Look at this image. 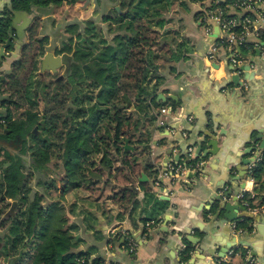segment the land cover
Returning a JSON list of instances; mask_svg holds the SVG:
<instances>
[{"label": "crops", "instance_id": "obj_1", "mask_svg": "<svg viewBox=\"0 0 264 264\" xmlns=\"http://www.w3.org/2000/svg\"><path fill=\"white\" fill-rule=\"evenodd\" d=\"M138 1L134 0V6ZM211 1L225 4L228 0H163L160 10L165 21L164 29L153 25L155 30H161V40L163 38L162 41L169 44L164 49L168 63L161 66V74L166 80L158 94L165 96L163 102L171 95L178 97V101H173L179 106L176 109L169 105L162 108L151 106L150 115L156 117L153 125H150L149 118H144L138 131H133L135 140H140L150 128L149 143L128 146L137 159L136 163L133 165L132 160L131 167L117 163L118 169L108 176L111 180L102 182L106 186L102 189L107 186L111 189L105 196L102 194L101 206H95L101 211H84L79 215L82 218L77 217L80 222L69 223L79 226L78 233H74L77 240H81L78 250L93 249V257L101 259L102 264H214L216 256H228L238 243L250 249L257 264H264V213L253 214L249 222L250 232L236 237L230 227L234 221L224 219V212L220 216L217 214L218 201L213 199L214 195L232 192L227 201L233 206L237 203L244 208L237 199L242 194L248 195L246 198L252 205L258 207L261 204L256 191L258 183L248 176L247 169L255 153L264 151L260 149L261 141L253 143L258 131H262L264 137V50H247L243 68L250 66V71L243 70L239 75L240 86L232 84L222 89L226 81L233 83L236 73L229 65L228 51L223 47L214 60L207 58L210 46L219 43L218 26L212 21L201 24L198 15ZM96 2L66 0L61 6L32 5L29 11L14 13L9 10L14 47L6 50V58L1 59L0 77L10 72L13 63L21 59L36 28L39 34L43 33L42 36L53 38L64 23L86 21L87 10L93 11ZM124 2L127 5L122 9ZM130 2L102 0L103 28L108 25L103 21L104 17L112 16L114 12L119 15L134 12L135 7L131 8ZM11 4L12 0H0V17ZM261 9L264 10V5ZM186 10L192 14V26L182 22ZM230 13L236 11L230 9ZM173 34H179L176 43L165 39ZM107 40L111 38L107 37ZM180 44H184L186 53L177 62L173 54ZM170 108L173 110L171 115L168 114ZM163 109L167 110L165 114L161 113ZM186 110L192 111V122L185 119ZM177 114L181 117L176 122ZM205 118L216 123L218 154L202 159L208 164L195 177H185L184 181L174 184L164 180L159 188H155L154 183L169 160H175L191 146L195 147V152L198 150L195 143L200 142L201 137H197V132L203 129ZM253 147L255 149L246 154ZM176 149L180 153H176ZM207 150H210L208 143L201 155ZM195 156L200 160L197 153ZM116 173L125 176L124 184L116 181ZM112 179L118 188L112 189ZM232 214L238 217L235 221L246 219L239 217L241 211L236 208ZM89 215L96 218L91 220L94 229H87L86 217ZM124 232L130 233L137 242L134 254L126 247ZM4 260L1 257L0 264ZM241 263L240 254L232 258V264Z\"/></svg>", "mask_w": 264, "mask_h": 264}, {"label": "trees", "instance_id": "obj_2", "mask_svg": "<svg viewBox=\"0 0 264 264\" xmlns=\"http://www.w3.org/2000/svg\"><path fill=\"white\" fill-rule=\"evenodd\" d=\"M64 1L66 0H12L11 8H7L4 13L6 19H0V45L5 44L9 38L12 13L19 10L29 11L32 5L61 6ZM111 1L114 3L115 0ZM233 2L235 0H228L221 6ZM163 3V0H139L134 6V0H131L129 5L131 8L135 7L134 12L123 15L114 12L112 16L104 17L103 21L108 23L106 28L97 26L92 20L78 23L79 43L73 53L74 64L67 71L68 75L58 77L51 84L58 91L66 90L70 99L64 97L58 103L57 97L49 98L50 92L46 90L50 86L44 84L40 74L37 80L25 88V98L29 100V106L19 118H15L10 106L16 102L9 99L6 101L2 97L0 87V203L10 206L9 202L14 201L15 207L18 206V212L8 219L11 222L9 225L6 219L0 218L1 228H7L3 239L0 237V243H3L0 258L3 257L9 264L25 263L29 253L23 252V249L30 242L34 252L28 264H102L101 259L93 257V249L78 250L81 240H77V234L74 233H78L79 226L69 224L65 206L57 203L45 208L42 204L44 195L38 192L31 195L32 190L28 186L30 176L37 178L39 186L51 188L54 184L53 179L49 180V140L42 139L34 129L53 131L56 128L48 127L45 117H41L37 110V102L32 99L38 98L41 93L47 106L53 102L62 109L68 108L65 115L70 119L63 120L65 130L59 136L62 141L60 150L63 152L58 158L65 169L61 196L71 189L91 187L94 184L93 177L90 176L93 171L98 172V177L102 175L103 179L105 175L111 176V173L118 169L117 163L131 167L133 160L134 165L137 159L126 147L149 143L150 128L140 140H135L133 131H138L144 118H149L150 125H153L156 117L150 115L151 106L162 108L169 105L174 109L179 106L171 99L166 102L158 101V93L166 80L161 74L160 53L168 48L169 44L161 40V30H155L153 25L164 29L165 21L160 10ZM126 5L125 2L122 3V9H125ZM104 32L111 38L110 41L103 35ZM48 41L47 37L39 40L41 44ZM176 50L173 58L178 62L184 58L186 48L184 44H180ZM247 50L243 49L242 55L246 54ZM22 63L21 57L13 63L11 70L22 68ZM69 100L71 106L65 107ZM56 106H48L45 115L52 114L51 118L57 120L58 116L54 113ZM131 112L133 114H130ZM59 119L60 117L58 121ZM4 142L21 144L19 153L13 154L4 148ZM33 142L39 143L40 146L35 147L30 158L26 157L27 151L33 149L29 146ZM100 155L99 168H90L96 164L90 163L91 156ZM28 168L31 169L29 175ZM251 177L258 183L256 191L260 195L262 206L264 151ZM87 181L90 185L86 184ZM93 219L96 220L91 215L86 217L87 229H94L91 225ZM250 220L244 219L239 226L248 227ZM16 256L18 257L12 259ZM184 259H188V256H184Z\"/></svg>", "mask_w": 264, "mask_h": 264}, {"label": "rangeland", "instance_id": "obj_3", "mask_svg": "<svg viewBox=\"0 0 264 264\" xmlns=\"http://www.w3.org/2000/svg\"><path fill=\"white\" fill-rule=\"evenodd\" d=\"M95 3V9L93 11L87 10L88 15L86 16V20H92L94 21L97 26L103 27L102 25V16L104 15L102 13V0H92ZM90 2V1H88ZM185 17L184 21H182L185 25H193V19L192 14L189 11H185ZM65 20V19H63ZM174 20H177L176 18ZM174 25V24H173ZM176 26V24H175ZM162 30V29H161ZM177 30H181L178 28ZM167 31V30H166ZM80 32V27L78 25L77 20L72 21L70 23H64L63 27L60 28L56 32V36L51 38H48V42H45L44 44H41L39 40H41L44 36H42L43 33L39 34V29L36 28L31 36H30V44L28 47L24 50L22 54V68H17L14 70H11L5 76L0 77V87L2 92V97L8 101H15L16 104L10 106L11 111H13L15 118H19V116L25 111V109L29 106L30 102L29 100H26L25 98V88L31 84L34 80H37V76L41 74V61L44 58V56L48 52H53L55 55L60 56L62 53L68 54L72 56L71 66L74 64V54L77 50V44L79 43L78 35ZM173 33V32H172ZM176 33V32H175ZM105 36V32L103 34ZM50 36V35H49ZM179 34L177 35H171L170 37H166L168 41H172L176 43L178 39ZM110 39V37H108ZM163 40V38H162ZM43 52V53H42ZM166 50H164L161 53L160 58V64L161 66H166L167 61V54H165ZM37 62V63H36ZM12 75H16L15 77H10ZM65 75H68L65 67H62L58 69L56 73H53L51 71H46L43 74H41L40 78L44 82L45 85L49 84V88L46 90V92H50V97H57L56 100L58 103L64 99H70L69 95L66 90L58 91V89H55L54 85H51L58 77H64ZM3 80V81H2ZM32 101L37 102V110L40 113L41 117H45L46 122L48 124L49 128L55 127V130L46 131L43 128H35L34 131L36 134H38L42 139H48L50 145L49 152H50V164L49 168L51 169L50 176L51 178L49 180H54V186L52 185L51 188H45L42 186L37 185V178L35 176H30L28 179V186L29 189L32 190L31 195L33 196L34 193L38 192L41 195H44V200L42 202L43 206L47 208L50 204H57L60 203L66 208V216L69 220V223L72 222H80L83 215L82 212H100L95 208L96 205L101 206L102 204V194L105 196L107 193L110 192L111 186H106L102 183L105 180H111L107 175H105L104 179L102 180L101 177H98V172L93 171V175H90L93 177L92 182L94 184L91 187L86 188H80L76 190H69L64 196H61L62 188L64 186V178H65V169L62 166L61 160L58 158L59 154L63 151L60 150V144H62V141L59 139V136L62 135L65 128L63 127V120L70 119L65 114L67 113V109H62L61 106H56L55 103L51 102L48 104L49 108L56 106L57 109L54 112L58 118L60 117L59 121L58 118H51L52 114L45 115V110L48 108L45 98L40 95L36 99H32ZM71 106V100L67 101L65 107ZM130 114H133L132 112ZM3 147L10 150L13 154L19 153V147L21 144H13V143H2ZM32 146L33 149H29L27 152L28 156L33 154L34 149L36 146H40L39 143L33 142L32 144H29V146ZM25 157V158H26ZM100 156H91L90 163L96 162L92 169L97 170L99 168V160ZM89 167V166H88ZM31 169L28 168L27 174H31ZM1 175V172H0ZM116 181L118 180L121 184H124L125 182V176L120 173H116ZM89 178V177H88ZM99 179V181H97ZM113 179H112V189L118 188L117 186L113 185ZM51 182V181H49ZM87 185H90L89 181L86 183ZM30 195V196H31ZM31 196V197H32ZM261 199V198H260ZM100 202V203H99ZM10 206L6 205V203H0V218L6 219L8 222V225L11 223L8 221V219L11 216H14L18 212V206L15 207L16 203L14 201H10ZM76 204V207L74 208V212L72 205ZM14 206V207H13ZM254 206V205H253ZM80 217V218H77ZM7 228H1V222H0V237L3 239V235L6 233ZM35 244V242H33ZM31 242L26 248L23 249V252L29 253V257L26 258L24 264H28L29 260L31 259L30 256L34 252V247L31 246ZM3 243L1 242V246ZM33 245V244H32ZM13 257L12 259L17 258ZM3 264H9L8 261L4 260Z\"/></svg>", "mask_w": 264, "mask_h": 264}, {"label": "built area", "instance_id": "obj_4", "mask_svg": "<svg viewBox=\"0 0 264 264\" xmlns=\"http://www.w3.org/2000/svg\"><path fill=\"white\" fill-rule=\"evenodd\" d=\"M209 1V0H204ZM264 5L263 0H235L232 4H227L224 7L216 1H211L209 6L202 9L198 15V20L201 24L207 25L212 21L217 24L219 31V43L212 44L207 54L208 60H214L220 47L228 51L227 60L232 70L236 75L243 73V64L245 62L243 49L254 51V49L264 50V10L261 6ZM230 9L236 13H230ZM166 109L161 113L165 114ZM188 122L193 121L192 116H185ZM161 122L160 125H162ZM180 153L179 150H175ZM179 160H169L163 171L160 172L158 180L154 183L155 188L161 186L162 181L168 180L172 184L182 182L190 172H198L205 164L195 156V147L191 146L184 153H180ZM262 159L261 152L255 153V157L249 164L247 173L251 177L253 170L258 162ZM253 179V178H252ZM240 204L252 214L264 213V205L253 207L246 198V194H242L237 198ZM244 220H238L230 223V227L234 231L236 237H242L250 232V225L244 228L239 226V223ZM250 229V230H249ZM126 247L128 251L134 254L137 250V242L134 237L124 232ZM237 254L242 257L241 264H257L255 257L249 248L242 244H236L230 250V254L225 257H215L214 264H232V258Z\"/></svg>", "mask_w": 264, "mask_h": 264}, {"label": "water", "instance_id": "obj_5", "mask_svg": "<svg viewBox=\"0 0 264 264\" xmlns=\"http://www.w3.org/2000/svg\"><path fill=\"white\" fill-rule=\"evenodd\" d=\"M9 9L11 8L10 6L8 7ZM6 17L3 15H1L0 19H3ZM12 39H13V28H10L9 30V39L7 40L6 44H4L0 50V59H5V53L6 50L13 48L14 44H12ZM71 61H72V56L68 55V54H63L61 56H55V54L53 52H48L44 58L41 61V74H43L46 71H51L53 73H56L58 71V69L65 67L66 71H68L70 69L71 66ZM243 70L245 72H249L250 71V66H245L243 68ZM233 83L231 81H226L224 84V87L222 89H224L225 87L228 88L230 87L232 84H235L236 87L241 85L240 82V76L236 75L233 76ZM170 99L178 101V97L171 95ZM162 100L165 101L166 98L163 94H159L158 96V101ZM173 113L172 108L169 109L168 114L171 115ZM185 116H193L192 111L186 110V115ZM180 114L175 117V121H180ZM178 128V127H175ZM217 131V127H216V123L215 121H208L207 118H205V120L203 121V129H199L197 132V137H201L200 142L196 141V146L198 147V150H196L195 153H197L198 156H200V160L205 162V164L202 166L203 169L204 167L207 166V162L202 160V159H206L208 156H216L218 154V137L216 134ZM222 136V134L220 135ZM261 141V145H260V149H264V137H263V132L262 131H258V134L256 135L255 139L253 140V143H257ZM206 143H208V147L210 150H207L203 155V149L204 146H206ZM127 149L129 148L128 146L126 147ZM255 148H249L246 151V154H250ZM171 154V153H170ZM170 157V156H169ZM180 156H177L175 160H179ZM197 174H199L198 172H190L189 176H187V178L190 179L195 177ZM189 182H186V184H188ZM230 195H232V192H229L227 194H223V195H214L213 199L214 201H218V205H217V214L220 216L222 215V213L224 212V219H227L229 221H235L238 217H236L235 215L232 214L233 208H236L238 210L241 211V214L239 215V217H245V218H253V214L252 213H248L245 212V209L242 207H239L238 204L236 203V205H232L228 200V198L230 197ZM215 203V202H213ZM190 240V238H189ZM1 247V245H0ZM198 254H200L201 256H203L202 252H198ZM197 255V254H196ZM194 262V259H193ZM192 264V262L190 263Z\"/></svg>", "mask_w": 264, "mask_h": 264}]
</instances>
